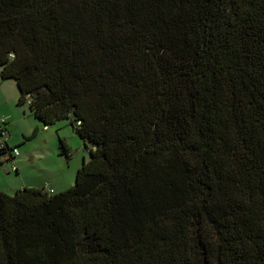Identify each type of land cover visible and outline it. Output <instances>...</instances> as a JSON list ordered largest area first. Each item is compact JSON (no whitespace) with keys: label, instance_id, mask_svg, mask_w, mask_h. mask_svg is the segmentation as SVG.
<instances>
[{"label":"trees","instance_id":"1","mask_svg":"<svg viewBox=\"0 0 264 264\" xmlns=\"http://www.w3.org/2000/svg\"><path fill=\"white\" fill-rule=\"evenodd\" d=\"M0 76L91 155L0 190V264H264V0H0Z\"/></svg>","mask_w":264,"mask_h":264},{"label":"rangeland","instance_id":"2","mask_svg":"<svg viewBox=\"0 0 264 264\" xmlns=\"http://www.w3.org/2000/svg\"><path fill=\"white\" fill-rule=\"evenodd\" d=\"M1 80L3 81L4 79L1 78ZM5 81L8 84L7 92L10 93L9 96H19L20 90L16 80L10 78ZM27 106L26 104L24 106L19 105L20 112L25 116L17 124L13 125V132H15L16 138H20L23 132L30 131V133L23 137L22 141L24 143L16 144L11 139V144L16 145L20 152L19 156L15 158L18 171L11 169L12 160L8 159L10 157L9 153L0 154V187L10 194H13L18 189L28 187L29 184H38V186L43 188L51 181L55 183L68 176L69 178L70 176L75 178L73 180L75 181L78 169L81 167L83 161L85 159L89 160L91 157L85 147L84 140L77 134L68 119H61L51 125V132L49 131L50 134L46 135V138L37 134L33 136V131H31L32 124L36 121L40 123L42 128L45 124L40 119L32 116L29 113V106ZM68 130H71L73 135L79 140L81 150L78 152L70 146ZM41 132L44 133L43 129ZM60 138L66 139L72 149V156L67 157L60 153L62 149L60 147ZM89 145L91 146V144ZM24 149L29 150L30 153L26 162L24 161L25 157L21 155ZM73 181L72 184L70 183L71 185H73Z\"/></svg>","mask_w":264,"mask_h":264},{"label":"crops","instance_id":"3","mask_svg":"<svg viewBox=\"0 0 264 264\" xmlns=\"http://www.w3.org/2000/svg\"><path fill=\"white\" fill-rule=\"evenodd\" d=\"M1 76H0V117L2 116H5V115H10L11 116V119L8 123V129H9V132H10V143H11V139L14 143L16 144H19V143H24L23 140V137L25 135H28V133H30V131L28 132H23L20 136V138H16L15 136V132H13V125L14 124H17V122H19L23 116L20 110H19V104H18V98L19 96H9L10 93L7 92V86L8 84L6 83L7 81H5L6 79H4L3 81L1 80ZM28 105V104H26ZM20 106H24V105H20ZM28 107V106H27ZM29 113L34 116L30 110H29ZM35 117V116H34ZM67 119V118H65ZM69 120V119H68ZM70 121V120H69ZM71 124V123H70ZM72 125V124H71ZM34 129H37V135H42L44 138H46V135H49L50 134V129H51V125L49 126L48 129H44V127L42 128L40 126V123L38 122H34L32 124V127H31V131H34ZM43 129L44 133L41 132V130ZM50 131V132H49ZM68 133H69V140H70V146H72V149L73 150H76V152H78L79 150H81V146H80V143H79V140L77 139V137H75V135H73V133L71 132V130H68ZM78 134V133H77ZM13 145V144H11ZM25 147V145H24ZM86 147V145H85ZM87 149V148H86ZM29 150L27 149H24V151L22 152V156L25 157V162L27 161V157L29 155ZM83 157H84V154H83ZM86 160V159H85ZM23 161V160H22ZM78 167V166H77ZM71 175V173H70ZM75 178L71 177L69 178L68 177H64L63 179L61 180H58L57 182H50L49 185H51L50 187L52 189H54L55 192H58L60 190H63V189H66L68 187H70L69 185L72 184V181L74 180ZM76 181V180H75ZM73 181V184L74 182ZM71 183V184H70ZM72 186V185H71ZM28 187H40L38 186V184H29ZM4 188H1L0 187V190H3Z\"/></svg>","mask_w":264,"mask_h":264},{"label":"built area","instance_id":"4","mask_svg":"<svg viewBox=\"0 0 264 264\" xmlns=\"http://www.w3.org/2000/svg\"><path fill=\"white\" fill-rule=\"evenodd\" d=\"M31 103V99L28 98L27 104L29 105ZM11 119L10 115H5L0 117V147H4L5 145L11 146V150L9 152L10 157L8 159L12 160L11 169L13 171H18L17 163L15 162V158L19 156L20 152L16 145H11L10 143V132L8 129V123ZM81 124V121H78V125ZM49 125H45L44 129H48ZM93 149H95V146H93ZM43 189L49 193H54V189H52L49 184H46Z\"/></svg>","mask_w":264,"mask_h":264},{"label":"water","instance_id":"5","mask_svg":"<svg viewBox=\"0 0 264 264\" xmlns=\"http://www.w3.org/2000/svg\"><path fill=\"white\" fill-rule=\"evenodd\" d=\"M76 183H77V181H75L73 185H75Z\"/></svg>","mask_w":264,"mask_h":264}]
</instances>
